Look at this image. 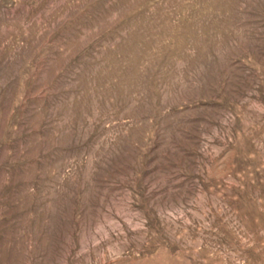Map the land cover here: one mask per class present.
I'll return each instance as SVG.
<instances>
[{
  "label": "rangeland",
  "instance_id": "374dc122",
  "mask_svg": "<svg viewBox=\"0 0 264 264\" xmlns=\"http://www.w3.org/2000/svg\"><path fill=\"white\" fill-rule=\"evenodd\" d=\"M0 264H264V0H0Z\"/></svg>",
  "mask_w": 264,
  "mask_h": 264
}]
</instances>
